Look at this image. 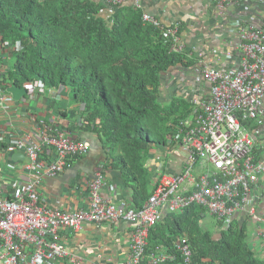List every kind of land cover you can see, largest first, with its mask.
Segmentation results:
<instances>
[{
    "label": "built area",
    "instance_id": "obj_1",
    "mask_svg": "<svg viewBox=\"0 0 264 264\" xmlns=\"http://www.w3.org/2000/svg\"><path fill=\"white\" fill-rule=\"evenodd\" d=\"M207 1L213 9L221 10L231 0ZM255 1L264 5V0ZM105 2L108 6L133 2L142 7L139 0ZM255 17L249 16L239 26L237 67L217 68L198 61L197 74L192 76L193 112L187 121L179 123L177 132L166 137L167 148L178 145L182 149L185 155L182 169L171 174L161 172L140 208H126L123 202L113 204L101 196L105 185L102 164L88 182L87 207L62 211L41 205L38 193L41 179L62 173L72 159L88 153L89 144L68 137L58 125L57 115L33 117V126L22 133L1 131V149L8 153L25 150L29 160L22 169L33 173V177L23 183L17 176L20 174L14 172L16 167L11 166L8 177L12 182L9 187L0 188V264H55L58 261L81 264L80 259L58 240L59 232L77 231L84 224L116 220L133 225L128 264H159L170 254L162 251L146 256L150 227L159 220L162 207L180 211L192 204L204 206L220 222L221 229H226L235 215L244 210L258 225L254 236L263 242L264 251V215L257 213V195L253 190L264 176V159H255V136L242 123L260 115L264 100V26L260 27ZM142 18L164 30L172 51L186 50L178 22L164 25L149 12ZM7 79L0 74V101L4 100ZM204 84L208 87L206 91L202 87ZM25 89L29 94L49 91L53 97L58 92V88H47L41 80L33 81ZM177 247L185 262L190 263L192 252L188 242L182 239Z\"/></svg>",
    "mask_w": 264,
    "mask_h": 264
},
{
    "label": "trees",
    "instance_id": "obj_2",
    "mask_svg": "<svg viewBox=\"0 0 264 264\" xmlns=\"http://www.w3.org/2000/svg\"><path fill=\"white\" fill-rule=\"evenodd\" d=\"M145 12L133 2L0 0V46L14 60L1 75L19 87L41 80L47 88H66L80 105L84 130L97 133L105 161L133 190L135 208L154 188L146 166L150 147L165 145L193 112L189 95L162 100L163 75L175 68L188 75L199 61L192 52L172 51L164 30L143 20ZM161 213L145 247L148 257L170 254L159 264H264L249 247L245 225L232 221L221 229L215 219V227L207 228V209L199 204ZM182 239L191 248L190 263L177 247Z\"/></svg>",
    "mask_w": 264,
    "mask_h": 264
},
{
    "label": "crops",
    "instance_id": "obj_3",
    "mask_svg": "<svg viewBox=\"0 0 264 264\" xmlns=\"http://www.w3.org/2000/svg\"><path fill=\"white\" fill-rule=\"evenodd\" d=\"M142 8L157 17L162 24L170 25L178 22L183 24L181 38L188 53H193L199 61L217 68H234L239 64L240 54L236 49V39L239 26L245 23L246 14L253 11L255 22L260 25V18L264 15V5L255 0H231L221 10L213 9L207 0H139ZM109 13V7L106 9ZM0 71H6L10 53L3 52L0 46ZM3 72H0V74ZM185 74L178 68L164 73L160 92L162 100L167 101L176 93L191 95L195 92L193 77ZM4 100L0 101V132L22 133L31 128L32 118L57 115L58 125L64 133L72 138L86 141L90 150L87 154L75 157L69 166L56 176H45L38 184L39 203L49 209L62 211H77L85 208L89 202L88 182L95 176L100 165L104 167L105 185L101 189V196L113 204L125 203L126 208H135L132 202L133 190L123 184L120 170L110 166L105 161V153L97 133L84 130L81 122L80 105L71 101L66 88H58L53 95L49 91L27 93L21 99L13 98L7 88ZM195 86H198L195 84ZM205 91L207 85H203ZM208 95V94H207ZM262 112L253 119H247V129L255 136V159H264V100ZM33 115L28 118L29 115ZM7 153L0 145V188L9 187L12 179L8 177L10 167H16L14 172L26 183L32 179L33 173L25 172L21 162H7ZM5 155V157L2 156ZM185 155L177 145L171 149L166 145H156L149 149L146 166L154 177L150 190L157 183L159 174L176 173L182 169ZM6 166V169H4ZM257 195V213L264 215V176L253 187ZM169 211L166 207L161 212ZM160 220V219H159ZM214 218L208 214L204 225L207 228L214 226ZM234 222L245 225L247 241L258 257L264 258V251L254 230L258 227L254 218L244 210L239 211ZM132 224L123 220L104 221L102 223L84 224L77 231L61 230L58 240L80 259L81 264H128L130 255V240ZM215 227V226H214ZM55 264H68L58 261Z\"/></svg>",
    "mask_w": 264,
    "mask_h": 264
},
{
    "label": "water",
    "instance_id": "obj_4",
    "mask_svg": "<svg viewBox=\"0 0 264 264\" xmlns=\"http://www.w3.org/2000/svg\"><path fill=\"white\" fill-rule=\"evenodd\" d=\"M7 91H9L15 99H21L25 94H27V90L24 87H19L16 85H11L7 88ZM6 158L7 162L10 164H14L13 162L18 161L23 164L29 160L26 151L23 149L7 153Z\"/></svg>",
    "mask_w": 264,
    "mask_h": 264
},
{
    "label": "rangeland",
    "instance_id": "obj_5",
    "mask_svg": "<svg viewBox=\"0 0 264 264\" xmlns=\"http://www.w3.org/2000/svg\"><path fill=\"white\" fill-rule=\"evenodd\" d=\"M13 62H14V60H12V58H9L8 60H7V64H8V66H11L12 64H13ZM191 71V75L193 76V77H195V75L197 74V71L196 70H190ZM193 80H194V78H193ZM193 80H192V82H193ZM28 93V92H27ZM194 94V93H193ZM193 94H191V95H189V98H190V100H191V97H192V95ZM188 96V95H187ZM71 97V96H70ZM72 101V100H71ZM2 156L3 157H5V155H3L2 154ZM4 169H6V166H4ZM208 213V212H207ZM209 214V213H208ZM210 215V214H209ZM211 216V215H210ZM213 217V216H212ZM161 218V217H160ZM159 218V219H160ZM214 218V217H213ZM214 220H215V218H214Z\"/></svg>",
    "mask_w": 264,
    "mask_h": 264
}]
</instances>
